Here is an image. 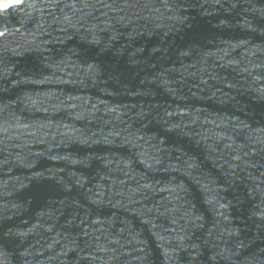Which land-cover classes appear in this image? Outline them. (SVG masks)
Here are the masks:
<instances>
[{
	"label": "water",
	"instance_id": "water-1",
	"mask_svg": "<svg viewBox=\"0 0 264 264\" xmlns=\"http://www.w3.org/2000/svg\"><path fill=\"white\" fill-rule=\"evenodd\" d=\"M0 264H264V0L0 2Z\"/></svg>",
	"mask_w": 264,
	"mask_h": 264
},
{
	"label": "bare ground",
	"instance_id": "bare-ground-1",
	"mask_svg": "<svg viewBox=\"0 0 264 264\" xmlns=\"http://www.w3.org/2000/svg\"><path fill=\"white\" fill-rule=\"evenodd\" d=\"M2 1H4V0H0V2H2Z\"/></svg>",
	"mask_w": 264,
	"mask_h": 264
},
{
	"label": "snow or ice",
	"instance_id": "snow-or-ice-1",
	"mask_svg": "<svg viewBox=\"0 0 264 264\" xmlns=\"http://www.w3.org/2000/svg\"><path fill=\"white\" fill-rule=\"evenodd\" d=\"M5 7H7V5Z\"/></svg>",
	"mask_w": 264,
	"mask_h": 264
}]
</instances>
